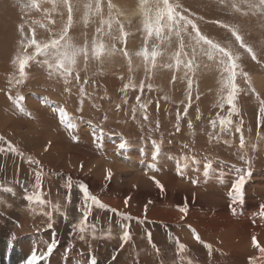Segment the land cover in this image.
<instances>
[{
  "label": "rangeland",
  "instance_id": "rangeland-1",
  "mask_svg": "<svg viewBox=\"0 0 264 264\" xmlns=\"http://www.w3.org/2000/svg\"><path fill=\"white\" fill-rule=\"evenodd\" d=\"M240 210L264 214V0H0V264H264L219 237Z\"/></svg>",
  "mask_w": 264,
  "mask_h": 264
},
{
  "label": "bare ground",
  "instance_id": "bare-ground-1",
  "mask_svg": "<svg viewBox=\"0 0 264 264\" xmlns=\"http://www.w3.org/2000/svg\"><path fill=\"white\" fill-rule=\"evenodd\" d=\"M115 10V9H114ZM126 19V18H125ZM262 81V80H261ZM41 110V109H40ZM230 123V122H229ZM44 125V124H43ZM45 127V125H44ZM30 128V127H29ZM33 128V127H31ZM42 128V127H40ZM48 129V128H45ZM34 130V128H33ZM35 135V134H34ZM222 140V139H221ZM226 141V140H225ZM59 148V147H58ZM77 150V149H75ZM70 151V150H69ZM72 151V149H71ZM78 151V150H77ZM52 153V152H51ZM70 154V153H69ZM78 154V153H77ZM106 154V153H105ZM79 157V156H78ZM14 167V166H13ZM87 169V168H86ZM230 169V168H229ZM105 171V170H103ZM101 173V171H99ZM230 172V171H229ZM99 173V174H100ZM98 174V172H97ZM138 177V176H137ZM223 178V177H222ZM134 179V178H133ZM126 180V179H125ZM218 180V179H216ZM226 180V179H224ZM223 181V180H222ZM227 181V180H226ZM229 181V180H228ZM29 182V181H28ZM130 182V181H129ZM137 182V181H136ZM139 183V182H138ZM144 185V183H143ZM146 187V186H145ZM232 187L229 184H225L223 182H217L215 181V184L213 186V189H207V188H203L205 190H207L208 192V200L210 201V203H218L219 201H222L223 199H227L233 192H232ZM232 192V193H231ZM242 208V207H241ZM243 210V209H242ZM248 210V209H247ZM255 210V209H254ZM260 209H258L259 211ZM237 211V209H236ZM257 211V210H255ZM235 212V211H234ZM241 212V210H240ZM255 213V212H254ZM220 216V215H219ZM253 218V221H250V218ZM224 218H227V222H225ZM232 219L234 223L239 224L240 226H238L240 228V231L238 234H236V230L234 229V223L232 222ZM241 219H245L243 222H240ZM21 227L25 228L24 226L21 225ZM237 227V229H238ZM261 228L264 229V214H249L247 215V213L241 212L240 215H238V213L234 214L233 216H229V215H221V222H220V239L223 241L224 244L230 245L231 247L235 248L237 245V249L241 250V251H249L252 253L257 254V256L259 257V253L260 252V248L262 247H254L252 242H247L246 241L243 242L241 237L244 236H253L255 234H258V229L261 231ZM201 229V228H200ZM206 230V229H204ZM202 233L205 232L203 230H201ZM210 231V230H208ZM259 231V232H260ZM212 232V231H211ZM238 232V231H237ZM262 232V231H261ZM260 232V233H261ZM264 232V231H263ZM201 233V232H200ZM229 233V235L232 238H236L238 240L237 243H235V241H231V237L229 238V236L226 234ZM213 234V233H210ZM209 234V235H210ZM259 235V234H258ZM259 237V236H258ZM253 238V237H252ZM257 238V237H256ZM235 239V240H236ZM263 239V238H262ZM233 240V239H232ZM258 240V239H257ZM242 241V242H239ZM249 241V240H248ZM259 243V242H258ZM259 245H263L260 244ZM264 248V247H263ZM223 253V252H221ZM225 253V252H224ZM227 254H229L230 256H233L231 253L227 252ZM256 257V258H258Z\"/></svg>",
  "mask_w": 264,
  "mask_h": 264
},
{
  "label": "snow or ice",
  "instance_id": "snow-or-ice-1",
  "mask_svg": "<svg viewBox=\"0 0 264 264\" xmlns=\"http://www.w3.org/2000/svg\"><path fill=\"white\" fill-rule=\"evenodd\" d=\"M26 65L27 64H25V65H23L21 67V70L20 71L22 73H23L24 68L26 67ZM61 67H62V65H61ZM21 99H22V97H21ZM59 114H60L61 123L65 124V126L68 127V128H70V129L74 127L73 124L67 122L68 121V117H67V114L65 113V111H64L63 108H61L59 110ZM145 119H147V117H145ZM178 120H179V117H178ZM223 125H224V121H221V126L223 127ZM178 130H179V128L177 127V131ZM241 143L243 144V138L241 139ZM9 147H10V150L11 151H13V152L16 151L15 148H12L11 146H9ZM121 147L123 148L124 145L122 144ZM207 167H210V165L206 166V168ZM205 175H207V171H205ZM247 175L250 177L251 172L249 171L247 173ZM37 176H39V174H37ZM111 176H112L111 171H108L107 172L106 179H110ZM153 182L156 184L157 188H159L161 190V192L164 191L163 185H161L158 180H155V178H153ZM195 183H196V181H193V184H195ZM245 183H246L245 176L244 175H240L238 181L233 184L232 192L235 193V196L234 197H231L232 200H233V203H236V202H238L241 199L242 189H243V185ZM9 191H11V190L9 189ZM80 191L83 194L86 208H89L90 209V205L88 204V201H91V205H95V206H97V207H99L101 209H104V208L107 207L106 205H104L103 203H101L95 196H90L89 191H88V188H87L86 185L81 184L80 185ZM25 199L28 200L29 202L35 201V202H38L40 204H43L44 203V200L41 198V196L39 194H36L35 197H33L31 195L26 196ZM128 199L129 198H126L125 201H124V203H125L126 206H127V203H128ZM177 208H178V211H180L181 213H184L186 215L187 214V211H188L187 201H185L184 206H182V207L181 206H177ZM111 211L112 212H115L116 210L115 209H111ZM87 215H88V213L85 212V221L87 220ZM123 218L124 219H131V217H123ZM181 218L183 219V217H181ZM48 227L49 228H52V224L49 223ZM81 231H83V228H81ZM194 238L197 241L200 240L199 235H196L195 233H194ZM81 239H83V236H81ZM121 239L123 241H127L129 239V234H128L127 231L124 232V234H123V236H122ZM149 239H151V234L150 233H149ZM252 244H253L254 247H259V244H258L255 236L252 238ZM56 246H57V244H56L55 240H53V242L47 246V253L45 255H43V256L37 255L36 254V251L34 250L33 253L25 261V264H39V261L41 259H47L48 255H50L54 251V248ZM180 247H181V249H183V246L182 245ZM206 247H210V246H207L206 245ZM260 252L261 253H264V248H260ZM92 264H95V260L94 259L92 260Z\"/></svg>",
  "mask_w": 264,
  "mask_h": 264
}]
</instances>
